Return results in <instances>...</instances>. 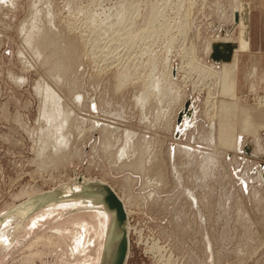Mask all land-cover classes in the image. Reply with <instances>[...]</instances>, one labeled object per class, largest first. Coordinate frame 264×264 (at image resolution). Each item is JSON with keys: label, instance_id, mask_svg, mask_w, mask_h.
Masks as SVG:
<instances>
[{"label": "rangeland", "instance_id": "obj_1", "mask_svg": "<svg viewBox=\"0 0 264 264\" xmlns=\"http://www.w3.org/2000/svg\"><path fill=\"white\" fill-rule=\"evenodd\" d=\"M237 5L238 0H0V218L30 197L63 189L77 174L108 183L127 202L131 223L127 264H264V153H255L254 136H242L236 148L222 146L217 130L211 139L213 125L206 104L209 89H193L197 80L194 73L188 82L183 81V71L176 73L180 93H187L180 99L188 96L186 100L194 103L192 112L196 114L190 120L185 117L179 134L177 113L184 108L183 101L165 107L163 113L158 110L161 93L153 92L154 100L150 97L143 109L136 100L150 72L149 53L143 55L146 50L156 53L158 80L167 72L166 49L171 37L176 67L182 63L184 48L191 47L201 61L211 64L205 55L207 43L240 24ZM116 10L125 11L121 24H115ZM153 10L158 14L155 23L149 19ZM107 15L110 29L100 36ZM32 23L44 29L51 25L59 34L58 46L69 54L57 58L63 64L54 57L59 41L54 38L56 47L45 49L44 57L33 53L25 36L35 26ZM151 24L153 39L145 31ZM186 26L189 36L184 41L181 31ZM120 27L132 28L143 40L123 50L122 46L120 53L110 49V54L105 53V42ZM48 55L55 60L46 65L43 62ZM64 60L70 61L69 68L59 71L56 65H67ZM53 64L56 68L52 69ZM125 69L130 83L125 81L122 86L119 77ZM237 78L232 81L235 96L241 97L240 102L253 104L258 96L239 94ZM43 80L51 83L63 103L77 108L72 118V147L79 149L73 148L68 160L53 161L52 150L45 155V163L38 159L37 132L47 125L39 120L42 99L36 89ZM164 85L163 80L161 87ZM78 95L83 96L82 101ZM221 99L234 110L223 111L221 128L225 129L230 115L239 122L241 115L231 104L234 100ZM94 120L101 124L97 126ZM104 124L114 126L110 130L118 126L115 137L119 138L112 140L102 130L109 129ZM126 126L139 133L137 148L146 153L144 172L115 164L114 153L124 145L121 129ZM262 135L264 144V131ZM105 136L114 147L117 145L114 149L105 148ZM248 147L251 154L246 151ZM151 161L157 164L162 178L158 184L147 180L145 170ZM72 194L31 217L10 219L1 230L0 264H100L104 231L113 216L103 206L75 200Z\"/></svg>", "mask_w": 264, "mask_h": 264}, {"label": "bare ground", "instance_id": "obj_2", "mask_svg": "<svg viewBox=\"0 0 264 264\" xmlns=\"http://www.w3.org/2000/svg\"><path fill=\"white\" fill-rule=\"evenodd\" d=\"M239 4H240V0H238V5H237V7L235 9L236 14H238L239 13V10H240L239 9ZM121 8L123 9V7H121ZM124 9H126V8L124 7ZM119 10H121V9H119ZM116 11H115V15L117 17H115V18H117V20H116L115 24H121L122 22H124V19L126 17L125 11L124 12H122V11L121 12H118L117 11L118 13ZM161 11H163V10H161ZM155 12L156 11H154V13L151 12L153 14H151V16L149 18L150 20H153V19H155V17H158V16H156V15H158L157 12L156 13ZM158 13L162 16V13L160 11ZM108 16L109 15L105 16L106 19L104 21V26L101 27L102 31L100 30L101 31L100 36L107 35L108 34V31L110 29L109 28V25H111L110 24L111 23V20H110V17H108ZM33 17H34V15H33ZM91 18H93V17H91ZM35 19H36V16H35ZM51 19L52 18H50V20ZM88 19H90V18H88ZM150 20H149V23L151 22ZM50 22H52V21H50ZM50 22H49V24H50ZM153 22H154V20H153ZM32 24H34V23H32ZM39 26H36L35 25L32 28L30 27L31 30L28 31V29H27L28 32L26 33V35L24 34L27 37V38L24 37V38H26V42L28 43L29 46L32 47L31 49H33V51H34L33 53H35V55H38V56L42 55L44 52H47L49 50V49L47 50V48H50L52 45H53L52 46L53 47L52 50H53L54 49L55 42L57 40L61 39V37L60 38L58 37L59 34L56 33V32H54L51 29L52 28V27H50L51 25L48 27V29H44V28H41ZM152 26H153V24H151L150 27H148V25H147V27H145V31H146L147 36H148V34H150L148 36L149 39H150V37L152 38V36H154V31L155 30L152 29L153 28ZM42 27H43V25H42ZM27 28H29V27H27ZM187 30H188V28L186 26L185 28H182V31H181L182 32V38L185 39L184 41H186V39L188 38L187 36H189L188 35V31L189 30L188 31ZM237 30H239V34L236 33ZM240 30H241L240 29V24H237L233 29H231V31H229V33H227V34L223 33V35H225V36H223V35L221 36V34H219L217 37L211 38V40H209L208 43H207V47H206V51H205V55H206L207 59H208V57L211 58V53H212V50H213L212 45L214 43H216V42H230V43L234 44L233 56H232V59L230 61H228V62H220L219 63V62H215V61H213L211 59L213 62L211 64H207L208 62L201 61V59L197 56V53L195 51V47L194 48L191 47L192 49L184 48V52H183V54L181 56V58H182V61L181 62L182 63H181V65H180L179 68L174 65V62H173L174 59L171 56L172 55L171 54L172 53V48H173L172 46H173V43H174L173 42L174 41V37H171V39L169 40L168 45H167V48L168 49H166V50H168V53H169V55L166 58L167 72L165 71L166 74L165 73L162 74V76H164V77L161 76L162 78L159 79V80H158L159 75L157 73V67L158 66H156L157 65L156 64V62H157V60H156L157 59L156 58V53L155 52H151V50H146L143 53V55L145 53L146 54L149 53L148 54L149 55L148 56V58H149L148 59V65L150 67V72L145 77L146 80H147V82H145V80H144V82L146 83L145 85H147V87L145 88L144 87L145 86L144 84H143V88L144 89L142 87H140V88H142V91L140 92V95H138L139 97H137L136 100H137V102L139 104H142V109H143V107H144L143 104L145 105L146 102L148 100H150L149 98L152 96V93L153 92L154 93L157 92L158 94L161 93L162 95L161 94L158 95L160 97L159 99H160V102H161V103H159L160 104V107L158 108V110H160L161 112L164 113V110L166 109L165 107H167L169 105L171 107V105H173V103L178 104V102H180L179 99L181 97H184L185 95H187V93L185 91H183L184 93H180L181 90H180L179 86H177L176 81H175V79H176V73L178 74L179 72H182L183 71L182 73L183 74L185 73V76L183 75L184 77H182V78H184L183 81H185V82H188V80L190 79V76H193V75H190V74H193L194 73L197 76V80L195 79L194 82H193V84H194V88L193 89L194 90H197V88H199V91H201L202 88H205V87H208V89H209V92H208L209 96H208V100H207V103L206 104H207V107H208L207 115H209L210 122L213 125L211 127V139L212 140L214 139V132L217 130L219 132V141H220V143H222V146L224 145V146H228V147H231V148H236V146L238 144V141L241 140L242 136L251 135V136H254V139L253 140L255 142V148H254L255 153L262 154V153H264V144H263V135H262V131H264V93L261 96V94L257 92L255 94V96L256 97L258 96V98L255 99V102H253V104L249 105V104H247L245 102H240L239 101L240 100L239 98H241V97L235 96V94L237 95V93L234 94V86H233V83H232L233 79H235V77L238 74V65H240L239 64V55H240V52H241V50H240V44H239V40H240L239 36H240V32H241ZM141 31H143V29ZM136 32L138 33V31H136ZM113 33H116V32L113 31ZM147 36H146V40H148ZM53 38H54V41L56 40L55 42L53 41ZM101 38L103 39V37H101ZM102 39L99 38L98 40H102ZM138 39L140 41L143 40L140 35H135L133 33V29L132 28H126L125 27V28L121 29V27H120V29L118 30V32L115 35L109 37L108 40L106 39L107 40V42H105L106 49L103 50V51L105 53L110 54V52H108V49H110V51L114 52L115 50L118 51L119 48H121L122 46L123 47L121 48V50L125 49L126 47L130 48L131 46H133V43L134 42H137ZM98 40H96V41H98ZM57 42H58L57 43V47L55 45V47L57 48V52L54 50V52H56V55L54 54L55 55L54 57L57 56L56 59L58 57H60L59 55L62 54L61 56H63V54L66 53L65 52L66 51L65 48H62L61 46H58V44L61 43L60 40L57 41ZM106 43H108V44H106ZM96 46L97 45L95 44V47ZM70 47H68V48H70ZM128 48H127V50H128ZM93 49H91V50H93ZM52 50H49V51H52ZM121 50H119V51L121 52ZM143 50H141V51H143ZM68 51H69V49H68ZM93 51H91V52L93 53ZM103 51H102V53H103ZM112 52H111V54H112ZM53 53H51V54H53ZM45 54H47V53H45ZM67 54H64V55H67ZM93 55H94V53H93ZM93 55H92V57H93ZM44 56L42 55V57H44ZM68 56H69V54H68ZM174 56H175V54H174ZM63 58H65V56ZM53 59L54 58H52V57H50V55H48L47 57H45L43 63L46 64V65L47 64L49 65V63ZM54 60H53V62H54ZM57 60H59V59H57ZM60 60H62V59L60 58ZM100 60H102V59H100ZM103 60H104V58H103ZM40 61H41V59H40ZM64 61L66 62V60H64ZM60 62L62 64L64 63L62 61H60ZM68 63H67V65L64 64L65 66L64 65L57 66L58 65L57 63H56L57 65L56 64H53L52 66L56 65L57 69L60 68L61 71H62V70H67L69 68V65L70 64L68 65ZM44 64H43V66H45ZM71 64H72V62H71ZM56 67L54 66V67H52V69L53 68H56ZM128 67H127V69H128ZM60 69H58V70L60 71ZM127 69L124 70V74H123V71H122L121 73L123 74V76L120 75V77H119L120 78L119 82L121 83L120 85H122V86L123 85L124 86L126 85L125 84V81L126 82L128 81V83H130L129 82L130 80L128 79L130 76H127V78H125L126 75H127V74H125V71H127ZM128 71H129V69H128ZM65 72H62V73L64 74ZM58 77L61 78V75L58 76ZM163 80H164V82L166 84V85H164V88H162L163 85L161 87V84H162ZM62 83H63V81H62ZM50 84L51 83H49V81L47 82V81L43 80L42 82H38V85H36V89L39 92V93L38 92L37 93L41 95V99H42V102H41V105H40V109H39L40 110L39 111L40 112L39 113L40 114L39 120L41 119L43 121V123L44 122L47 123L46 127L43 126L45 128H40L39 131L37 130L38 131L37 132V137H38V143H39V145L37 147V149H38V152H37L38 153V159H39V161L42 159V161L44 163L46 161H44L43 159H45V155L50 150H52L51 153L54 155L53 156L51 154L52 155V158L54 159L53 161L58 162V161H62V160L63 161L64 160H68L74 154V149L73 148H76V147H72V145L74 144L73 143L74 140L72 141V138L74 137V135L72 136V134L75 133V131L73 133V130H72V129H75V128H73V126L75 124L73 123L72 118H75V117H73V114H75L77 108L71 106L70 103L69 104L68 103L65 104V101L63 103L61 96L59 94H57V91ZM58 86H60V85H58ZM75 86H76V84H75ZM122 86H120V87H122ZM175 87L176 88L178 87V88L175 90L174 89ZM172 90H175V91H172ZM153 95H155V94H153ZM82 97L80 95H78V98L80 99V101H82V99H83ZM153 97H151V98H153ZM187 97L188 96H186V98H184V100L180 99L181 101H183L182 104H183V107L184 108H182V110H180V112L177 113V116L179 115V118H180V121H181V122L180 121L177 122V127H176L177 134H179V133H181L183 131V128L181 127V125H182V122L184 121L185 117H187V120H190V118H192V115H193V112L192 111H193V106H194L193 104L194 103L193 102L190 103V101L186 100ZM221 97H230L232 100H234V102H232L231 104L237 106L236 112L238 111L239 114L241 115L240 122L237 120V118L236 119H233V118L231 119L230 117L232 115H230L228 121H226V126L224 127L225 129H222L221 128V127H223V123H224V116H222L223 111L226 113V109H227V112L228 111H231L232 112L234 110H233V108L230 105H228V101H224L223 99H221ZM154 98H153V100H154ZM149 103H150V101H149ZM157 103H158V101H157ZM229 104H230V102H229ZM194 112H196L195 109H194ZM170 114H169V117H170ZM177 116H176V118H177ZM193 116H196V114H194ZM193 118L195 119V117H193ZM217 119L219 120V122L217 121ZM237 121H238V123H237ZM92 122L97 123L96 124L97 126H99L101 124V121L94 120ZM104 125H106V127L109 126V129H106L105 127H102V130L108 132L109 135H110V138L112 140H115L116 138L117 139L119 138L118 136L115 137V134L118 133V131L120 130V128L118 126H117V130L116 129L115 130H113V129L110 130V127L111 126L109 124H104ZM233 125H235V126H233ZM164 126L168 127L167 125H163V127ZM112 127H114V126H112ZM122 128H123V129H121V130H123L122 131L123 132L122 134H124V135H123V137L121 139H122V141L124 140V142H123L124 145L122 146L121 151H119V152L117 151L118 153H116V152L114 153L115 164H118L119 167H121V168H130V169L140 170V171H143L144 172V165H146L145 164L146 163V160H145V154L146 153H144V150L143 149L140 150V149L137 148L136 140L139 137L138 136L139 133L130 130V128H128L127 126L126 127H122ZM170 129H172V128H170ZM174 129H175V127H174ZM174 129H172V132L173 133H174ZM108 130H110L112 132H109ZM106 139H108V140H105L106 144L104 142V144L106 145L105 148L108 147L110 150H112V149H114L117 146V145L115 147L113 146L112 141H109L110 140L109 139V136L106 137ZM142 146H143V144H142ZM76 149H79V148H76ZM251 149H249V147L246 148V151L248 152V154H251ZM117 155H118V157H117V159H115ZM40 163H42V162L40 161ZM150 163L152 165L149 166V168H148L147 171L145 170V172H148V174H147V180L151 181L154 184H158L162 180V178L159 176L160 174L158 175L159 169L157 168V164L155 162L151 161ZM160 170H161V168H160ZM73 181L74 182H72L70 185H67V186L63 187V189H61V190H54V191H49V192H43L41 194H37V195H35L33 197H30V199L24 201L23 203L19 204L16 207H14L9 213H7V215L2 216L0 218V235H1V237H2L1 230L9 222V220L12 219L13 217H22L23 216L24 219H26L28 217H31V216H33L34 214H36L38 211H40L42 209H46L48 207H51V206L56 205L59 202L64 201L65 199L68 198L65 195L72 192L73 193L72 196L75 198V200H77V199H80L81 200L82 199V200H86V203H90V204H93V205H97L99 207L100 206H103V208L108 213H110L113 216L111 225L109 224L110 225L109 226V229H108V226H106L105 231H104L103 242H102V254H103V251L105 249H110L111 242L114 239H117L119 237L114 232V215H115V213L112 212V211H109L105 207V205L103 203V197H102L101 194L96 193L93 189H91L90 187H88V183L91 182V181H100V182H104V181L86 179L83 176L77 175V174H76V177L73 179ZM104 183H106V182H104ZM62 195H64L65 197L62 196ZM122 201L124 203V207L126 209L127 216H128L127 228H128V233H129V239H130V224H131L130 223V219H129L130 218L129 217L130 211L128 209L127 202L124 201V198L122 199ZM96 209H98V208H96ZM0 215H1V213H0ZM107 231H108V233H107ZM81 237H82V235H81ZM2 240L3 241H6V238L3 237ZM101 259H102V257H101Z\"/></svg>", "mask_w": 264, "mask_h": 264}, {"label": "crops", "instance_id": "obj_3", "mask_svg": "<svg viewBox=\"0 0 264 264\" xmlns=\"http://www.w3.org/2000/svg\"><path fill=\"white\" fill-rule=\"evenodd\" d=\"M239 9L237 91L251 96L264 93V0H240Z\"/></svg>", "mask_w": 264, "mask_h": 264}, {"label": "water", "instance_id": "obj_4", "mask_svg": "<svg viewBox=\"0 0 264 264\" xmlns=\"http://www.w3.org/2000/svg\"><path fill=\"white\" fill-rule=\"evenodd\" d=\"M212 48L211 59L213 61L220 63L232 59L234 44L216 42L212 45ZM88 187L101 194L105 207L115 213L114 232L119 236L111 242L110 249L103 251L100 264H127L130 254V239L127 228L128 216L122 199L107 183L91 181L88 183Z\"/></svg>", "mask_w": 264, "mask_h": 264}]
</instances>
